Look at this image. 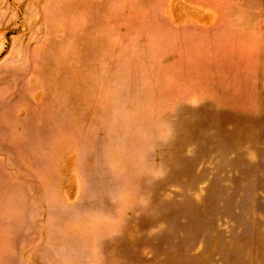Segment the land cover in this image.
I'll return each instance as SVG.
<instances>
[{"label": "rangeland", "instance_id": "374dc122", "mask_svg": "<svg viewBox=\"0 0 264 264\" xmlns=\"http://www.w3.org/2000/svg\"><path fill=\"white\" fill-rule=\"evenodd\" d=\"M0 264H264V0H0Z\"/></svg>", "mask_w": 264, "mask_h": 264}]
</instances>
